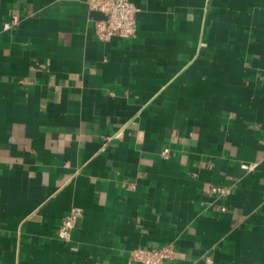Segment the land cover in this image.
Returning a JSON list of instances; mask_svg holds the SVG:
<instances>
[{"label":"crops","instance_id":"1","mask_svg":"<svg viewBox=\"0 0 264 264\" xmlns=\"http://www.w3.org/2000/svg\"><path fill=\"white\" fill-rule=\"evenodd\" d=\"M131 1L0 0V264H264V0Z\"/></svg>","mask_w":264,"mask_h":264},{"label":"built area","instance_id":"2","mask_svg":"<svg viewBox=\"0 0 264 264\" xmlns=\"http://www.w3.org/2000/svg\"><path fill=\"white\" fill-rule=\"evenodd\" d=\"M88 6L103 14V18L95 22V33L100 39H110L113 36L128 37L137 32L136 16L139 7L131 0H86ZM14 20V19H13ZM243 169H252V165L242 163ZM221 191H223L221 189ZM76 211L71 210L65 215L57 227V237L63 241L71 239L75 224ZM173 254L171 244L158 247H136L130 251L129 257L135 264H162Z\"/></svg>","mask_w":264,"mask_h":264}]
</instances>
